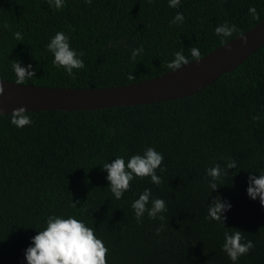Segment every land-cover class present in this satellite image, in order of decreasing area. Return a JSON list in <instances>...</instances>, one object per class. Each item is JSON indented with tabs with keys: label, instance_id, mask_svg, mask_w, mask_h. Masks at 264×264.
Here are the masks:
<instances>
[{
	"label": "trees",
	"instance_id": "16d2710c",
	"mask_svg": "<svg viewBox=\"0 0 264 264\" xmlns=\"http://www.w3.org/2000/svg\"><path fill=\"white\" fill-rule=\"evenodd\" d=\"M177 11L184 21L170 24ZM262 18L264 0H181L178 8L167 0H66L60 10L47 0H0V78L17 82L15 60L36 69L23 84L125 85L171 70L176 51L190 61V48L202 56ZM225 21L237 31L221 40L214 28ZM57 31L84 54L85 67L72 77L53 66L45 47ZM141 44L144 51L130 60ZM28 114L32 123L22 128L10 123L11 114H0V264H26L24 249L49 215H74L93 227L109 249L107 264H232L221 245L223 232L234 228L254 244L237 264H264V205L246 194L249 172L264 169V44L183 98ZM147 146L163 154L156 170L161 183L137 177L116 199L100 165ZM226 157L236 169L210 191L205 169L223 167ZM144 188L165 200L163 220L145 214L137 222L130 205ZM216 196L231 203L225 226L206 218Z\"/></svg>",
	"mask_w": 264,
	"mask_h": 264
},
{
	"label": "clouds",
	"instance_id": "9594fccd",
	"mask_svg": "<svg viewBox=\"0 0 264 264\" xmlns=\"http://www.w3.org/2000/svg\"><path fill=\"white\" fill-rule=\"evenodd\" d=\"M168 6L178 8L181 0H167ZM50 7L60 10L64 7L66 0H47ZM91 4L92 0H85ZM255 13L254 8L249 9ZM184 14L177 11L170 24L182 23ZM237 31L235 24L227 21L217 25L214 33L224 40ZM15 36L20 39L21 33L16 32ZM242 42L246 38L242 36ZM46 49L52 54V64L56 68H63L64 72L72 77L75 75L73 69H83L85 67L82 51H77L70 45V37L63 31H57L51 36L46 44ZM144 51L142 44L133 47L130 51V60ZM192 61H199L201 53L199 48H190ZM174 58L168 63V67L175 70L189 63V58L183 54V50L176 51ZM12 70L15 74L17 84H23L25 80L34 76L36 69L32 64L22 65L18 61H13ZM128 78L133 79L134 75L128 73ZM4 93L3 84L0 83V94ZM259 117H254L258 119ZM10 123L17 128L32 123V118L23 106L14 109L10 115ZM163 154L152 146L144 148L142 153L130 155L127 160L123 155H117L111 162H104L101 168L106 171L105 179L107 186L116 199L122 198L123 194L129 190L130 182L135 178L149 177L150 182L159 185L161 177L157 174V168L162 167ZM225 159L222 167L219 163L213 164L205 169L208 177L210 191L217 189L220 185L216 181L224 176L227 169H236L237 162L231 157ZM246 194L250 199H259L264 205V169H257L255 173L249 172L247 178ZM207 205V219L219 221L221 225L226 219L224 213L231 208V203L226 199L216 196ZM131 208L137 222H141L145 214L150 219H164L167 205L163 198L154 197L150 188H144L138 197L131 201ZM228 228V227H226ZM234 231L223 232V243L221 249L226 253L232 264H237L242 255L247 254L254 247L251 240L242 236V231L234 228ZM160 228L156 229L157 234ZM30 244L24 249V260L26 264H107L106 253L109 249L104 242L95 234V229L88 226L83 220L74 215H49L45 220V227L38 230L30 238Z\"/></svg>",
	"mask_w": 264,
	"mask_h": 264
},
{
	"label": "water",
	"instance_id": "95a60500",
	"mask_svg": "<svg viewBox=\"0 0 264 264\" xmlns=\"http://www.w3.org/2000/svg\"><path fill=\"white\" fill-rule=\"evenodd\" d=\"M242 36L246 42H242ZM264 44V18L245 32L226 41L178 69L156 77L110 87H54L17 84L0 78V114L23 106L26 111L100 110L137 104H149L183 98L201 91L220 75L235 69Z\"/></svg>",
	"mask_w": 264,
	"mask_h": 264
}]
</instances>
